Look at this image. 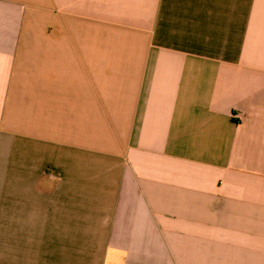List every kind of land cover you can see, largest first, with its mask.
I'll list each match as a JSON object with an SVG mask.
<instances>
[{
	"label": "crops",
	"instance_id": "0c3cea01",
	"mask_svg": "<svg viewBox=\"0 0 264 264\" xmlns=\"http://www.w3.org/2000/svg\"><path fill=\"white\" fill-rule=\"evenodd\" d=\"M0 264H264V0H0Z\"/></svg>",
	"mask_w": 264,
	"mask_h": 264
}]
</instances>
